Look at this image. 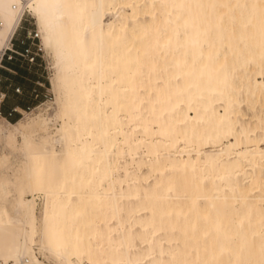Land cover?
I'll list each match as a JSON object with an SVG mask.
<instances>
[{
	"label": "rangeland",
	"instance_id": "obj_1",
	"mask_svg": "<svg viewBox=\"0 0 264 264\" xmlns=\"http://www.w3.org/2000/svg\"><path fill=\"white\" fill-rule=\"evenodd\" d=\"M160 2L161 0L105 1L103 16L105 21L111 22L114 28L118 19L126 21L124 28L120 29L119 38L127 36L124 30L129 25L137 33L141 32L142 47L135 49V53L128 57V63L120 62L114 56L116 47L111 48L109 44H105L101 51L102 63L98 62L99 56L96 54L95 61L88 66L77 57L78 52L74 50L76 55L74 63L68 64L67 59L64 58L59 61L58 70L56 54L60 53L62 57L64 46L50 31L48 32L50 43L47 46L43 44L39 23L28 9L24 11L14 32L11 40L12 49L20 52L29 47L34 56V60L28 62L24 57L7 51V54L12 55V59H7V62L12 61L17 68L10 72L14 76L12 83L18 89V91L14 90V94L17 97L21 96L23 87L28 88L36 101L25 109L26 112L13 110L17 114L15 119L9 116L5 118L6 121L0 114V123L11 129L10 124L17 120L28 121L40 115L49 126L48 134L44 133L43 137L50 139L55 155L60 158L57 163L62 185L55 196L45 193L38 186L31 195L17 184L18 179L23 175L24 154L18 153L14 148H4L1 141L0 155L5 153L7 158L5 162L0 163V175H4L7 179V199L10 200L17 193H23L28 199L34 197L37 225L48 216L46 209L58 208L56 228L46 225L44 230L43 235L47 238L44 247L36 243L33 246L35 257L43 263L117 264V256L122 249H125L131 263L140 264L141 255L147 252L143 231L127 216L128 213L134 214V206L140 200L126 197L124 190L130 176L139 173L136 161L161 160L162 153H167V150L163 149L164 145L159 144L155 155L145 156L142 145L145 130L135 125L138 114L144 115L147 122L161 120L169 109L165 108L163 112L156 113L160 101L166 102L174 96L182 98L184 95L181 66L173 62L170 53L179 49L178 37L182 34L181 27L170 33L168 44L162 47L161 52L156 46L158 34L165 24ZM212 5L213 0L204 1L208 11L212 10ZM195 11L197 19L204 22V31L210 45L217 46L214 54L225 48L227 55L223 61L224 68L220 82L224 85V91H229L240 99L239 106L232 103L237 108V112L230 115L235 130L242 133V128H245L255 134L264 133V86L260 87L259 84L264 83V36L259 33L258 26L253 21L258 10L250 6L247 0H230V5L221 8L217 15L209 14L206 17L203 10L197 6ZM187 28L186 26L185 29L188 30ZM28 32H31L30 36ZM34 33L37 37L31 39ZM67 44L71 45V42L68 41ZM91 45L93 44L89 43L84 48L82 52L84 56H90ZM138 82L141 83L140 86L137 85ZM248 82L255 85L257 94L246 91ZM99 84L101 90L95 91ZM9 87L7 85V88ZM84 87L91 89L85 96L80 93ZM127 89H131L129 94L126 93ZM15 96L10 95L7 103L11 104L17 100ZM135 99L138 100L137 107L133 103ZM221 101L212 102L211 105L222 111L218 106L222 104ZM91 109L94 114L91 113ZM111 119L119 120L121 127L118 128L116 141L112 147L114 151L119 147V157L111 168L112 175L117 180L113 189L114 201L109 204L107 200L111 199L110 194H103L102 198L92 195V188L99 185L98 190L103 193L102 187L106 186V174L102 173L101 177H98L102 171L101 163L96 164L88 181H84L82 174L86 173L90 165L83 160L76 162L66 153V149L77 147L79 141H83L86 150H90L92 140H98L96 135L98 125L110 129ZM207 122V125H202L207 148L200 157L204 159L206 155L209 156L212 158L211 164L215 165L217 159L213 157V152L229 142L223 140L221 145L213 144L214 135L210 117ZM152 125L156 127V122H152ZM84 130H88L87 135H83ZM134 130L138 131L132 137L131 133ZM113 131L110 129L104 132V136L108 138ZM58 133H62V137L52 140L51 137ZM37 135L35 133L32 136L36 141ZM157 139L163 140L161 137ZM20 142L21 137L18 134L17 144ZM97 145L101 147L100 143ZM179 145L184 146L182 141ZM42 146L49 147L50 144L42 143ZM128 146L132 148V152L128 151ZM187 149L195 150V147L191 145ZM258 168L259 174L263 175L264 161L258 165ZM248 171L253 173V170H248L245 166L243 172ZM174 174L172 191L168 190L165 192L166 195H163L159 185L150 187V181L148 185L143 184L148 188L149 194L141 196V201L149 200L153 205H163L166 197L172 193L180 194L181 200L184 199L183 189L192 185V179L196 175L195 170L184 169ZM35 176L39 175L35 174ZM158 176L157 171L153 172L150 179ZM207 180L208 178L204 182ZM194 186L197 189V201L190 204L186 214L172 217L161 215L153 219L152 225L157 226L156 233L168 239L165 244L168 249L158 250L154 244H151L159 264H264V240L259 234L250 230L257 222L248 217H243L238 222L231 214L225 219L212 222L200 210L201 205L206 202L211 204V201L206 198L199 185ZM249 202L255 203L253 200ZM227 205L229 208L243 206L241 202L235 200L227 201ZM22 207L21 204L17 205L11 210V215L16 216L18 209ZM259 208L264 210V204L261 203ZM253 209L255 206H252ZM101 211L104 214L100 215ZM192 214L195 215L193 220L190 217ZM51 215L56 217L52 213ZM73 235L75 242L71 248L69 247L71 255L68 260L65 249ZM119 235L126 238V247L114 246ZM37 238L36 233L35 239Z\"/></svg>",
	"mask_w": 264,
	"mask_h": 264
},
{
	"label": "bare ground",
	"instance_id": "obj_2",
	"mask_svg": "<svg viewBox=\"0 0 264 264\" xmlns=\"http://www.w3.org/2000/svg\"><path fill=\"white\" fill-rule=\"evenodd\" d=\"M105 1L0 0V47L4 46L6 42L7 48L10 46L9 40L18 27L24 11L28 9L39 23L43 44L47 46L50 43L48 33L50 31L64 46L63 56L61 57L60 53L56 54L58 70L59 61L64 58L67 59L68 64L74 63L76 58L74 50L78 52L77 57L88 66L95 61L96 54L99 56L98 62L102 63L101 51L105 44H109L111 48L116 47L114 56L120 62L128 63V57L135 53L136 48L142 47L141 32L137 33L129 25L124 30L127 36L119 38L120 29L124 28L126 21L118 19L115 28L111 22L105 21L103 18ZM204 1L161 0L160 2L165 24L158 34L156 46L161 52L162 47L168 44L170 33L181 27L182 34L178 37L179 49L170 51V53L173 62L181 66L184 95L182 98L174 96L166 102L160 101L155 112L161 113L165 108H168L169 112L161 120H154L156 127L152 125L154 121L147 122L142 114H138V121L135 125H139L145 130L143 135L145 139L142 144L145 156L155 155L159 144L164 145L163 149L167 150V153H162L161 160L145 161L140 159L136 161L139 173L130 176L129 183H126L124 190L126 197L139 198L140 200L134 206V214H127L129 220L135 223L146 237L147 252L141 255L140 264H159L151 244H154L158 250L168 249L165 246L168 239L156 233L157 226L152 225L153 219L161 215L172 217L177 214H186L190 204L197 201V189L194 185H199L206 198L211 201V204L206 202L201 205L200 210L203 215L212 222L221 218L225 219L229 214L238 222L243 217H248L257 222L250 230L259 234V237L264 240V210L259 208L261 203L264 204V174L260 175L258 172V165L264 161V133L255 134L252 130L247 131L242 128V136L241 132L235 130L234 122L230 119V115L237 112V108L232 103L239 106L240 99L233 93L224 91V85L220 82L224 68L223 61L227 54L225 48L214 54L217 46L210 45L204 31V22L197 19L195 11L197 6L203 10L206 17L209 14L217 15L221 8L230 5V0H213L211 11H208L204 6ZM247 2L258 10L253 21L256 22L259 33L264 36V0H247ZM186 26L188 30L185 29ZM68 41L71 42V45L67 44ZM89 43L93 45L90 48V56L86 57L82 52ZM104 61L107 62V60ZM187 83L191 86L188 87ZM259 84L260 87L264 86L263 82ZM137 85L140 86L141 83L138 82ZM113 88L111 87V89ZM90 90V87H84L80 93L85 96L90 93ZM100 90L101 84L97 85L95 91ZM246 91L258 93L255 85L251 82L247 83ZM130 92L131 89L126 90L127 94ZM219 100H222V104L218 105L222 111L211 105L212 102ZM133 103L137 107L138 100L135 99ZM91 113L94 114L92 109ZM209 117L214 135L212 143L221 145L223 140L229 142L215 151L212 150L214 151L213 157L217 159L215 165L211 164L212 158L209 156L206 155L204 159L200 157L207 148L202 125H207ZM2 118L7 121L4 117ZM10 127L11 129L0 123V141L4 148H14L25 156L23 175L18 179L17 184L25 188L31 195L37 186L47 194L57 195L62 185L57 163L60 158L55 155L50 139L43 137V134H48L49 131L46 121L38 115L28 121L17 120L11 123ZM120 127L119 120L111 119L110 129L114 131L106 138L104 132L110 129L99 124L96 130L98 140H92L90 150H86L83 141H79L77 147L66 149V153L70 154L76 162L83 160L90 165V168L86 169V173L82 174L84 181H88L96 164L101 163L102 171L98 177L100 178L102 173L106 174V186L102 187L103 193L99 192V185L92 188V195L102 198L103 194H110L111 199L107 200L109 204L114 201L113 189L117 180L113 177L111 168L119 157V147L116 148V151L112 147ZM137 131H132L131 136L134 137ZM35 133L38 134L37 141L32 137ZM18 134L21 137L20 144H17ZM87 134L88 130H84L83 135ZM123 135L126 136L125 133ZM59 136L62 137V133L54 135L51 139L56 140ZM158 137L163 140L157 139ZM180 141L184 146L180 147ZM42 143H48L50 146L43 147ZM97 143H100L101 147ZM191 145H194L195 150L187 149ZM128 151L132 152V148L129 146ZM6 158V154L2 153L0 163L5 162ZM245 166L248 170H253V173L243 172ZM144 169L145 171H142ZM184 169H194L196 173L195 178L192 179V185L185 186L183 189L184 199L181 200L180 194L172 193L173 195L170 194L166 197L163 205H153L149 200L141 201V196L149 194L148 188L143 184L148 185L151 181L150 187L159 185L162 194L166 195V191L174 189V173ZM156 171L159 176L150 179L153 172ZM35 174L39 176H35ZM206 178L208 180L204 182ZM118 182L120 183V181ZM7 192V179L4 175H0V264H46L35 257L33 246L36 243L40 247H44V242H47V238L43 235L44 230L46 225L56 228L55 220L58 216V208L46 209L48 216L44 217L42 223L37 225L34 197L28 199L23 193H17L9 200ZM249 193L252 195L250 196ZM225 200H235L241 202L243 206L229 208ZM249 200H253L255 203H250ZM59 202L58 200L57 203ZM20 204L23 207L18 209L17 215H11V210ZM252 206H255V209L252 210ZM51 213L56 217H53ZM102 214H104L103 211L100 212V215ZM190 217L193 220L195 215L192 214ZM74 230H72L73 233ZM36 233L37 239H35ZM73 236L69 239L68 247L65 249L68 253V260L71 255L69 249L75 242V235ZM126 245V238L119 235L114 246L126 247ZM116 260L117 264H132L125 249L121 250ZM124 260L126 263H122ZM61 264L67 263L62 262Z\"/></svg>",
	"mask_w": 264,
	"mask_h": 264
},
{
	"label": "crops",
	"instance_id": "obj_3",
	"mask_svg": "<svg viewBox=\"0 0 264 264\" xmlns=\"http://www.w3.org/2000/svg\"><path fill=\"white\" fill-rule=\"evenodd\" d=\"M12 69H17L12 61H6L4 63V68L0 69V114L4 118L11 116V119H15L17 117V114L14 113L13 110L24 111L36 100L32 98V93L30 92V90L24 87L21 96H15L14 90L17 87H15V84L12 83V80H14V76L10 74V72H13ZM7 85H9L10 87L7 88ZM2 95L3 97H1ZM10 95L15 96L17 100H15L11 104H8L7 100ZM24 99L28 100L25 101Z\"/></svg>",
	"mask_w": 264,
	"mask_h": 264
},
{
	"label": "built area",
	"instance_id": "obj_4",
	"mask_svg": "<svg viewBox=\"0 0 264 264\" xmlns=\"http://www.w3.org/2000/svg\"><path fill=\"white\" fill-rule=\"evenodd\" d=\"M28 33H29L28 35L30 36L31 32H28ZM13 35H14V33H13ZM13 35L11 36V38L9 40L10 45H11V46H9V48H7V42L4 46L0 47V68H4V62L7 61V59H12V55L7 54V51H9L10 53H13L14 55L16 54V55H20V56L24 57L28 62H32L34 60V56H32V52H31L29 47L24 48L20 52L12 49L11 40H12ZM35 37H37L36 33H34V35L31 37V39H34ZM16 91H18L17 88H16ZM1 97H3V95Z\"/></svg>",
	"mask_w": 264,
	"mask_h": 264
}]
</instances>
